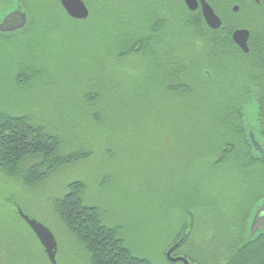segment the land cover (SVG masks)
I'll list each match as a JSON object with an SVG mask.
<instances>
[{"label":"rangeland","instance_id":"rangeland-1","mask_svg":"<svg viewBox=\"0 0 264 264\" xmlns=\"http://www.w3.org/2000/svg\"><path fill=\"white\" fill-rule=\"evenodd\" d=\"M47 1L48 10L42 5L35 21L31 15L35 27L30 35L1 37L0 111L30 116L60 137L64 153L81 150L86 158L58 168L34 186L0 169V264H52L16 215V206L53 231L59 264H88L84 246L53 208L75 181L84 183L85 202L101 207L104 221L118 228L136 256L184 264L167 257L173 241L166 248L181 224L192 221L181 205L196 204L198 192L204 202L220 203L216 212L223 213L243 199L244 187L258 175L257 165L250 175L234 161L213 166L221 150L209 144L213 122L208 116L217 105L216 95H222L217 87L222 86L223 66L196 42L199 31L183 21L174 38L177 44L179 40L177 52L165 36L158 56L156 48H149L153 67L149 56L145 62L140 55L124 58L113 50L117 38L128 39L129 27L139 31L130 38L141 37V21H74L57 10L54 0ZM10 2L0 0V17L15 8ZM151 36L156 34L146 35ZM206 70L213 79L205 84ZM23 75L33 81L20 83ZM171 81L176 88L167 89L164 85ZM244 111L246 127L257 129V105ZM207 220L213 223L212 213ZM195 228L189 244L208 246L211 231L206 225Z\"/></svg>","mask_w":264,"mask_h":264},{"label":"trees","instance_id":"trees-1","mask_svg":"<svg viewBox=\"0 0 264 264\" xmlns=\"http://www.w3.org/2000/svg\"><path fill=\"white\" fill-rule=\"evenodd\" d=\"M41 1L43 0H31V4L28 6L29 14L32 15L34 21L36 13H41L44 10L41 8L42 5L45 10L49 9L48 1L44 0L45 3ZM55 2L59 8V0H54ZM190 28L199 31V40L196 42L202 43L201 48L211 50L213 59H218L221 48L215 42H219L217 37L222 32L211 29L205 21H193ZM185 31L186 29H184ZM207 35H211V38ZM3 38L11 39L12 37ZM180 43L183 48V41L180 40ZM208 44L209 46H207ZM251 45V53L255 54L256 51L261 50L257 58L260 60V66L264 68V41L259 40ZM116 48L122 51L125 48V40L117 38ZM227 50H230V47ZM152 66H155L154 62ZM18 79L20 83L28 82L30 79V82L33 81V78L25 75L19 76ZM207 79L204 78L205 84L209 81ZM261 88L256 104V121L258 122L256 132L260 141L264 140V79L261 81ZM217 89L221 90L222 95L220 92L216 95L217 105H212L208 116L210 122H213L209 126L211 132V136H208L209 144L211 143L214 150H221L219 160H215L217 163L212 160L215 163L213 166L234 161L242 164V167L245 168L244 171L250 175L252 166L257 165L254 170L258 172L257 179L251 185L247 183L244 187L245 196L243 199L224 207L223 213L222 211L216 212L220 203L218 206L216 202L207 201L206 203L204 202L205 198L196 192V204L184 202L181 205L186 213L188 211L189 220L192 221L181 224L177 235H173L175 237L166 248L172 241L174 244L183 237L176 253L184 254L193 262L264 264V232L256 234L252 239L248 237L251 214L264 200V155L257 157L254 154L244 120L245 106L240 108L229 103L224 97L225 93L221 86ZM220 97H222V105L219 104ZM225 127L228 128L226 134H218ZM239 142L242 148L237 150L238 146L241 147ZM62 150L64 149L60 137L48 132L42 125L33 122L30 116L0 111V169L8 176L19 178L28 186H34L58 168L86 158V154L81 150L73 149V152L66 153ZM83 191L84 183L82 181L72 182L68 191L54 200L53 208L55 215L84 246L89 257L88 264H158L151 259L136 256L119 235L118 228L104 221L101 207L85 202ZM16 207V215L27 224L19 214L18 208L21 207ZM179 207L180 205L177 208ZM210 213L213 214V223H208L207 220ZM197 225L199 227L206 225V229L211 231L212 239L206 242L208 246H201L200 243L189 244L190 239L194 237L193 231L196 230L195 226Z\"/></svg>","mask_w":264,"mask_h":264},{"label":"flooded vegetation","instance_id":"flooded-vegetation-1","mask_svg":"<svg viewBox=\"0 0 264 264\" xmlns=\"http://www.w3.org/2000/svg\"><path fill=\"white\" fill-rule=\"evenodd\" d=\"M87 9V18L71 17L63 7L59 0L58 11H61L66 18L74 21H141L142 35L140 38H130L132 34H138L137 28H128V39L125 41V48L121 51L113 44V50L119 56L124 58L140 57L145 59L151 49L156 48L157 56L164 45V36L166 42L171 43L177 52L179 45L174 38L179 34L180 21L192 25L193 21H221V26L213 28V30L221 31L215 42L221 48L220 55L215 60L223 66L220 67L222 74L221 87L225 93L226 100L237 106H247L257 104L258 94L261 88V81L264 79V68L260 66V60L256 53H251V43L264 41V0H83ZM15 5L11 11L0 17L2 22L9 14L17 10H25L28 14L26 24L17 30L1 31L0 37H16L30 35L35 27L29 14L28 6L31 0H11ZM10 2V3H11ZM57 6V2H55ZM212 9L211 19L206 17L204 9L210 11ZM215 17V18H214ZM14 19V18H13ZM180 25H183L182 23ZM237 29H248L249 51L245 52L234 40V32ZM168 32V34H164ZM149 39L146 35H154ZM208 37L211 35H207ZM201 46V45H200ZM209 46V44L207 45ZM230 47V50L227 48ZM149 58L154 62L153 58ZM144 66H146L144 64ZM146 67H143L145 69ZM147 70L144 71L146 73ZM143 73V74H144ZM207 78L212 81L213 74L206 70ZM163 77V76H162ZM167 80V79H166ZM176 82L165 83L167 89L176 88ZM183 241V237L176 243L178 244L173 251V256L184 254H175L179 245ZM169 248V249H170ZM168 249V250H169ZM185 256V255H184Z\"/></svg>","mask_w":264,"mask_h":264},{"label":"water","instance_id":"water-1","mask_svg":"<svg viewBox=\"0 0 264 264\" xmlns=\"http://www.w3.org/2000/svg\"><path fill=\"white\" fill-rule=\"evenodd\" d=\"M61 3L67 13L74 18H87L88 9L83 0H61ZM206 17L211 19L212 9L210 11L204 9ZM14 18V19H13ZM215 18V17H214ZM28 21V14L25 10H17L9 14L2 22H0L1 31H13L19 28H22ZM208 25L213 28H218L221 26V21H206ZM234 40L238 45L245 51H249L248 38L249 30L248 29H237L234 32ZM249 135L250 143L253 146L254 154L257 157L264 155V143L260 141V138L257 135L256 129L253 126L247 128ZM20 216L26 221L29 227L33 230L39 242L41 243L45 253L47 254L49 260L52 264H59L57 260L58 253V241L53 233V231L43 222L39 221L35 217L25 213L21 208H18ZM264 232V200L257 205V207L252 212L250 221H249V233L248 237L250 239L254 238L256 234ZM178 244H175L167 252V257L172 262L182 261L184 264H191L189 259L183 255L173 256L172 253L177 247Z\"/></svg>","mask_w":264,"mask_h":264}]
</instances>
